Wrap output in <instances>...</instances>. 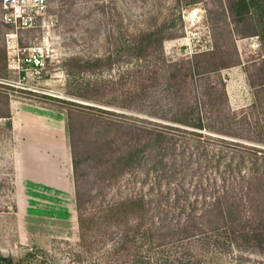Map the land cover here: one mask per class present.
Here are the masks:
<instances>
[{
	"label": "rangeland",
	"instance_id": "rangeland-1",
	"mask_svg": "<svg viewBox=\"0 0 264 264\" xmlns=\"http://www.w3.org/2000/svg\"><path fill=\"white\" fill-rule=\"evenodd\" d=\"M257 1L236 20L228 9L236 0H48L56 18L49 55L40 73L26 75L7 68L0 14V255L13 264H264V247L210 228L212 217L194 219L201 230H181L184 218L168 213L170 227L160 229L153 225L162 216L152 214L153 224L142 207L118 203L140 191L144 200L143 193L152 198L156 172L145 180L144 174L159 159L158 149L109 184L96 172L91 148L118 132L98 118L190 128L172 118L184 117L177 106L185 113L184 106L197 99L207 151L264 149V0ZM150 32L153 60L148 48L134 45ZM40 34L22 32L19 42L29 44ZM204 51L209 54L193 57ZM188 59L199 69L218 70L196 87L183 73L170 79L185 71L181 62ZM68 118L75 149L88 158L83 184L97 192L86 207L83 231L74 203ZM177 133L172 135L182 139ZM176 161L182 165L180 155ZM202 164L204 175L215 174L219 184L228 176L224 161L216 173L206 160ZM239 167L246 173L249 163ZM250 192L237 220L257 224L264 219V185Z\"/></svg>",
	"mask_w": 264,
	"mask_h": 264
},
{
	"label": "trees",
	"instance_id": "trees-1",
	"mask_svg": "<svg viewBox=\"0 0 264 264\" xmlns=\"http://www.w3.org/2000/svg\"><path fill=\"white\" fill-rule=\"evenodd\" d=\"M257 2V0L229 2V14H232V17L235 15L236 20H242L248 12L249 4L255 7ZM150 34L152 32L149 35L147 33L143 34L146 39L136 40L134 45L138 46V48L140 47L141 50L148 48L147 53H150L148 58L152 59L154 58L152 56L154 44L149 40ZM255 34L258 33L255 32ZM160 41L162 40L159 39ZM205 54L209 53L207 51L199 52L193 57ZM96 60H100V57L96 58ZM181 63L182 66H185V71L171 73L168 77L175 79L183 73L182 76L185 77V81L194 87L201 80L206 79L212 70H218V67L199 69V64L195 60L190 59ZM222 87V91L225 94L224 85ZM184 108L187 110L185 113L181 111L180 106H177L176 110L183 114L184 117H174L172 120L190 128L167 125L166 128L168 129H163L155 125L136 126L127 120H122L123 122H121L111 118H98L99 123L103 124L105 129H110L116 125L118 126V132L122 134L120 135L117 130H113L111 134L109 132V136L107 135L108 137H106L107 140L104 141L101 147L99 143L102 144V141L93 142L94 148H91L97 158L94 164L97 167L96 172L103 174V178H106L105 181L110 184L118 179V175L133 173L135 165H140L143 157L158 149L156 151H158L159 159L156 156V160L149 164L151 167L144 174L145 180L150 173L156 172L155 184L151 187V189H154L151 194L152 198L149 196L151 192L143 193L145 195L144 200V196L140 194L142 193L140 191L139 194L129 199L118 200V203L142 207L148 217L154 213H157L158 219L162 216L163 218L160 219V222L157 221L155 223V218L152 215L153 224L155 223L153 227L160 229L170 227L169 222H167L168 213L175 218H184L183 223H181V230H190L193 227L196 228L195 231L201 230L202 226L194 222V219L196 217L209 216L215 219V222L210 224V228H222L229 233H233L234 238L239 236L247 243L252 242L255 247H264V219L258 220L257 224L249 223L251 221L243 222L240 219L237 220V216L244 209L240 205L242 204V197L250 195L253 187L257 189L264 185V171L261 172L260 169L264 168V149L247 147L246 151L239 150L238 153L234 150L230 154H221L214 148L207 151L202 141V129L206 126L201 117V105L195 99L184 106ZM72 122L71 118H68L72 178L74 181V203L78 224L83 231L85 221L87 222L85 218L86 207L89 203H93L97 192L92 190V188L86 189L83 184L84 176L88 175V172L84 170V163L88 161V158L85 157L82 160L75 149ZM7 123L10 125V121H7ZM254 123L257 127L259 126L258 121L255 120ZM80 125H83V123H80ZM173 133H177V136L182 137V139L174 137ZM230 144L233 147H241L237 142L231 141ZM177 145L180 147V151L175 153ZM84 150L85 153L88 152L87 146L84 147ZM176 155L181 156L182 165L177 163ZM236 156L238 157L237 159L235 158ZM203 160H206L211 165L213 173L218 171L220 162H226L228 176L222 177V183H218V176L215 174L213 176L204 175ZM245 163H249V167L246 173L242 174L239 165H244ZM250 164L253 166L251 174ZM244 181L247 182L246 185H244ZM109 209H112L111 206ZM178 226H180L179 223ZM0 264H13V262L10 257L0 255Z\"/></svg>",
	"mask_w": 264,
	"mask_h": 264
},
{
	"label": "built area",
	"instance_id": "built-area-1",
	"mask_svg": "<svg viewBox=\"0 0 264 264\" xmlns=\"http://www.w3.org/2000/svg\"><path fill=\"white\" fill-rule=\"evenodd\" d=\"M1 21L7 55V68L18 75L40 73L45 68L51 45V29L56 23L48 0H0ZM41 32L29 44L19 42V34L26 31Z\"/></svg>",
	"mask_w": 264,
	"mask_h": 264
},
{
	"label": "crops",
	"instance_id": "crops-1",
	"mask_svg": "<svg viewBox=\"0 0 264 264\" xmlns=\"http://www.w3.org/2000/svg\"><path fill=\"white\" fill-rule=\"evenodd\" d=\"M12 106V105H11ZM12 108H13V110L11 111V115L9 116V118H14V113H15V108H14V104H13V106H12ZM8 121H10L9 119H8ZM11 122V121H10ZM12 123V122H11ZM12 129H13V126H12Z\"/></svg>",
	"mask_w": 264,
	"mask_h": 264
}]
</instances>
